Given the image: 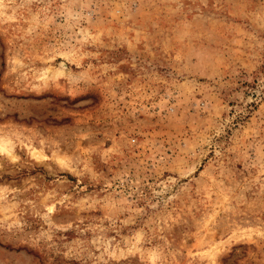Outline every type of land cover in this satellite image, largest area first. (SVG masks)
Masks as SVG:
<instances>
[{
	"label": "rangeland",
	"instance_id": "obj_1",
	"mask_svg": "<svg viewBox=\"0 0 264 264\" xmlns=\"http://www.w3.org/2000/svg\"><path fill=\"white\" fill-rule=\"evenodd\" d=\"M0 264H264V0H0Z\"/></svg>",
	"mask_w": 264,
	"mask_h": 264
},
{
	"label": "bare ground",
	"instance_id": "obj_2",
	"mask_svg": "<svg viewBox=\"0 0 264 264\" xmlns=\"http://www.w3.org/2000/svg\"><path fill=\"white\" fill-rule=\"evenodd\" d=\"M37 155H40L39 153H36Z\"/></svg>",
	"mask_w": 264,
	"mask_h": 264
}]
</instances>
